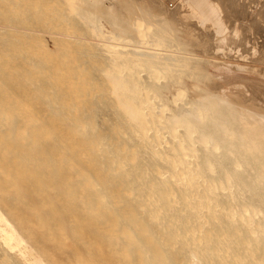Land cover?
I'll return each instance as SVG.
<instances>
[{
  "label": "rangeland",
  "instance_id": "1",
  "mask_svg": "<svg viewBox=\"0 0 264 264\" xmlns=\"http://www.w3.org/2000/svg\"><path fill=\"white\" fill-rule=\"evenodd\" d=\"M97 1L100 7L113 12L116 21L125 25L123 30H133L136 26L133 31L138 33L136 38L139 40L135 38V41L144 40L140 51L164 57V62L173 57L178 68L171 70L167 66L161 73L154 68L149 72L144 66L132 67L130 50L136 42L130 41L131 45L124 47L121 41H114L117 37L107 20H96L93 9L86 15L80 13L79 8L85 5L83 0H0V89L6 87L5 93L11 94L8 96H17V112L10 117L12 120L0 118V127H12L11 136L17 143L10 160L13 159L17 168V172L13 171L16 184L5 181L3 172H8V167L4 160V165H0V209L34 246L64 247L67 251L70 245H81V231L84 230L91 242H96L94 246L101 247L96 234L99 226L92 221V211L89 217H82L84 212L80 209L84 202L92 203L91 195L83 191L85 171L88 169L93 183L101 185L100 197L106 201H111L114 189L123 184L126 177L110 176L103 180L98 169L103 151L95 150V156L88 154L81 146L85 140L97 138L111 150H121L119 158L124 162L123 171L143 169L138 171L137 179L141 186L160 171L156 166H160L164 175L171 173L167 161L173 153L166 149L171 141L167 131H163L166 140L161 138L162 143L167 141V144H160L156 149L150 144L149 135L148 140L147 137L138 140L129 128L134 119L126 105L138 112L137 85L141 98V87L145 85L143 88L154 92V104L166 106L164 117L179 115L183 108L195 102L207 106L213 103L212 109L217 104L216 107L201 116L204 120L207 117L227 119L229 128L238 135L249 132L248 127L258 135L264 131V123L258 122L259 116L264 118V0H202L209 4L201 12L195 10L201 0ZM210 4L214 5L215 13L209 10ZM135 16L137 20L132 19ZM218 24H222L219 30ZM108 36L110 40H107ZM109 44L117 45L118 49L113 45L109 48ZM121 46L126 51L120 49ZM127 58L131 63H127ZM179 63L184 66L180 67ZM200 71L205 74L201 75ZM124 73L126 76L129 73L128 78ZM113 74L119 76L118 82L115 80L117 83L110 78ZM133 78L137 79L133 82L134 89ZM200 98L206 101L198 103ZM222 98L225 103L217 102ZM4 108L14 107L0 100V110ZM187 117L185 119L199 127L197 118ZM74 122L79 123L82 141L72 133ZM178 127L176 134L184 137L186 129ZM257 134L255 139H258ZM258 141L264 143L261 139ZM188 142L185 145L188 146ZM193 148L196 150L193 149L191 158L195 157L191 160L197 163L203 148L197 144ZM155 152L159 154H152ZM261 152H264V146ZM4 157L0 155L1 159ZM211 166L197 169L202 176L213 177L222 174L224 169H235L232 165L216 162ZM237 171L241 172L240 169ZM77 173L83 174L81 179L76 178ZM205 180L192 186L201 190ZM183 181L179 178L171 185L175 187L177 182ZM242 184V187L238 186L241 196L234 189L232 196H222L224 192L214 184L217 188L214 190L212 186L209 191L214 199L249 200L255 186L248 180ZM256 202L255 209H258L260 199ZM261 215L264 218V212ZM249 216L247 214L248 220L234 221L247 223ZM263 220L259 217L258 222L264 224ZM252 223L259 225L255 220ZM251 224L248 222L249 229L254 226ZM255 242L251 239V244H245L250 248L243 255L247 261L264 254V247H258ZM163 248L175 264H193L172 243L165 241Z\"/></svg>",
  "mask_w": 264,
  "mask_h": 264
},
{
  "label": "bare ground",
  "instance_id": "2",
  "mask_svg": "<svg viewBox=\"0 0 264 264\" xmlns=\"http://www.w3.org/2000/svg\"><path fill=\"white\" fill-rule=\"evenodd\" d=\"M83 1L85 5L79 8L80 13L86 15L93 9L96 20L101 18L107 20L116 34L117 38L114 41H121L124 47L130 46V41L136 42V36L138 35V33L135 34L134 32L136 26L133 29L134 31L129 29L128 31L126 29L123 30L125 25L121 24L118 20L116 21V17L114 16L115 19L113 18V12L109 9L100 7L97 0ZM136 17H132V19L137 20ZM95 29L96 31L99 30L98 27ZM107 40H110L109 36ZM143 41H137L136 45L131 46L134 49L130 50L129 60L132 61L134 66H129H144L147 70L154 68V70L156 69L161 73L167 66L171 70L178 68L176 67L177 64L174 63V59H172L173 57L164 62V57L140 51L139 48H143L141 46L144 44ZM155 42H158V40H155ZM110 45L112 46L113 44H109V48L111 47ZM113 46H116L115 49H118L117 45ZM122 46L120 49L124 50ZM106 49L108 50V48ZM262 56L264 57V54ZM126 61L127 63L129 62L128 58ZM182 66L184 64L181 63L180 67ZM121 73L118 75L120 76ZM200 73L202 75L204 72L200 71ZM130 75L132 76V74ZM112 76L110 78H113L114 82L119 78L117 74H113ZM128 76L126 77L128 78ZM131 76L130 79L134 77V75ZM134 79L136 78H133V81L131 80L132 86ZM116 81L118 82V80ZM160 85L162 86V84ZM143 87H141L143 89V98H141L142 95L139 93V86L137 85L136 87L138 88L136 95L139 94L138 96L141 98H139V109L141 108V112H139V109L137 112L132 106L126 105V110L129 111L132 120L134 119L133 123L129 125V128L138 140L145 139L149 135V138L152 140L150 144L155 146V148L158 145L160 147V144L166 145L167 141L166 143L165 141L162 143V140H166L163 135H170V145L168 144L169 146L167 145L168 147L166 146V149L171 150L173 153V156L167 161V164L171 167V173L164 175L160 166H156V170L160 169V171H157V174L143 182L141 186L137 182V179L140 176L138 171L142 172L143 169L130 168L127 171H123L122 167L124 162L119 158L121 150L113 151L111 147L105 146L97 138H91L88 141L85 140V144L81 143V146H84L88 150V154L95 156V150L103 151V155L98 160V169L102 174L103 180L111 178L110 176L126 177V181L123 184L117 185L114 189L111 201H106L104 197H100L102 196L99 190L101 185L97 182L93 183V178L88 174V169L85 171L84 181L86 184L83 191L91 195L92 203L84 202L80 209L84 212L82 217H89L92 211V221L99 226L98 233L96 232V234L101 241V247L94 246L96 242L92 243L89 235L84 230L81 231V238L83 240L81 245L75 247L70 245L67 251L64 247L31 245L17 226L0 209V264H175L169 253L163 248L165 241L172 243L175 249L182 251L181 255L193 264H263V252L260 253L262 255L259 254L258 258L256 256L254 260L253 258L252 260L248 258L249 261L243 255H246L250 249L245 244H251V239L256 240L255 244L258 247H264V224L258 222L259 217L264 219L262 215L260 216L264 212V152H261L264 143H257L258 139L264 141V131L258 135L253 132L255 130L247 126L250 131L248 130L249 132L238 135L236 134L237 131L229 128L227 119L213 120L207 117L204 120L202 115L206 112L213 111L216 107L217 104L212 109L211 105L213 103L209 106L202 105L203 103L197 105L196 102L190 106H186L187 104H185L186 107L182 109L179 115L171 114L169 117H164V107L166 106L162 104L155 105L153 101L154 92L150 93ZM120 88L118 89L120 90ZM134 88L135 86H133ZM161 88L164 89L165 87ZM5 89L6 87L0 89V100L14 108L10 110L7 108L1 109L0 118L9 120L17 112L15 110L17 96L15 95L11 98V96H8L11 94H6ZM124 93L126 92L124 91ZM178 94L176 93V95ZM203 99L206 101L205 98ZM174 100L173 98V102ZM201 100L200 98L197 102L200 103ZM224 101L225 99L222 98L217 102L225 103ZM187 116L197 118L199 120L197 122L199 127L197 128L196 124L185 119ZM241 116L239 117L242 118ZM258 122L261 124L264 123V118L259 116ZM77 124L79 123L74 122L71 125L72 133L79 136L82 141L84 137L81 136V129ZM178 126L186 129L187 133L185 136L183 135L184 137L176 134V127ZM179 127L178 129H180ZM164 130L169 134L167 132L164 134ZM11 134H13L12 127H0V155L6 156L3 159L0 158V165H4L5 161V167H8V172L3 173L5 175V181L11 182L10 185L17 183V177L13 173L14 170L17 172V168L14 166L13 159L10 161L12 158L11 152L15 150L17 143L13 140ZM255 134H257L256 138L258 139H255ZM162 136L163 139L161 140ZM146 140H148V137ZM184 141H189V145H185ZM194 144L203 148L202 153L199 155L200 160L197 163H192L193 161L191 160L195 157L193 155L194 157L191 158L193 152H195L194 150H196L193 148ZM160 149H162V146ZM158 152L152 154H159ZM158 157L160 158V156ZM165 157L167 158V156ZM215 162L232 165L235 169H224L222 174L215 177L202 176L201 171L199 172L197 169L199 166L209 168ZM238 169L241 172L236 173L235 171ZM154 172L156 171L154 170ZM82 175L77 173L76 178L81 179ZM179 178L181 181L185 179L186 181H183L185 183L179 182L180 184H178L177 182L175 187L174 185L172 186L171 183L175 182L176 179L179 180ZM202 179L206 180L201 185L202 189L198 190L200 187L197 185L198 188L196 189V184ZM247 180L250 181L251 185L255 186V191H252L249 200L243 199L242 201H238L233 197H228V199L226 197L214 199L215 196L209 191L212 186L215 190L217 187L214 185H216L220 192H224L222 196H232V191L234 190H238V195H240L241 189L239 190L238 186L243 185L242 182L245 181L246 183ZM193 183H195V187H193L194 185L192 186ZM257 199H260L261 205H257L259 208L255 209ZM247 214L248 216L250 215L248 221L250 224L251 221L255 220L259 225L255 226L252 223L254 228L249 229L248 222L240 223L242 224L240 225L234 221H243L246 219ZM159 234L161 235L157 236ZM235 237L237 238L236 240L234 239ZM254 249L255 247L252 250ZM221 253L222 255L220 256ZM252 256H255V254Z\"/></svg>",
  "mask_w": 264,
  "mask_h": 264
},
{
  "label": "crops",
  "instance_id": "3",
  "mask_svg": "<svg viewBox=\"0 0 264 264\" xmlns=\"http://www.w3.org/2000/svg\"><path fill=\"white\" fill-rule=\"evenodd\" d=\"M207 4H209V2L208 1H200L199 3H197V6H196V8H195V10H197V11H199V12H201L203 9H204V6L205 5H207ZM208 8H209V10L211 11V12H213V13H215V11H213L214 9V5L213 4H210L209 6H208ZM217 28H218V30L220 29V28H222V24H218L217 25Z\"/></svg>",
  "mask_w": 264,
  "mask_h": 264
}]
</instances>
